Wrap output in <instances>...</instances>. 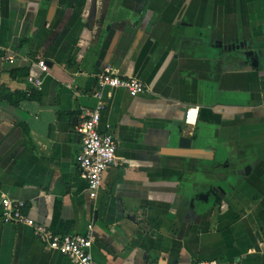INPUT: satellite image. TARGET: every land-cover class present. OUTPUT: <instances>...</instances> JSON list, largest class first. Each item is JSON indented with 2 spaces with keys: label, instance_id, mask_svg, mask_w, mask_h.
Listing matches in <instances>:
<instances>
[{
  "label": "crops",
  "instance_id": "obj_1",
  "mask_svg": "<svg viewBox=\"0 0 264 264\" xmlns=\"http://www.w3.org/2000/svg\"><path fill=\"white\" fill-rule=\"evenodd\" d=\"M107 66L146 89L106 90L117 163L91 198L77 125ZM5 196L91 230L99 264H264V0H0V264H75Z\"/></svg>",
  "mask_w": 264,
  "mask_h": 264
},
{
  "label": "built area",
  "instance_id": "obj_2",
  "mask_svg": "<svg viewBox=\"0 0 264 264\" xmlns=\"http://www.w3.org/2000/svg\"><path fill=\"white\" fill-rule=\"evenodd\" d=\"M42 70L48 65L44 59L39 60ZM37 85L41 83L36 80ZM123 87L133 95H139L146 89V84L134 75H121L113 66H107L97 78L95 95L98 102L95 107L87 109L82 114L77 129L81 135V146L77 153V163L82 170L87 183L89 195L95 198L100 190L105 170L117 163V141L115 136L99 128L102 111L105 107L106 90ZM199 108L186 109L185 119L194 123L198 117ZM2 218L15 224H27L33 227L39 240L49 248L67 255L75 264H99L91 252L93 234L91 230L82 234H61L53 231L44 223L38 222L25 212V202L5 196L2 201ZM91 228V227H90ZM194 264H227L218 259H200ZM239 264V263H230Z\"/></svg>",
  "mask_w": 264,
  "mask_h": 264
},
{
  "label": "trees",
  "instance_id": "obj_3",
  "mask_svg": "<svg viewBox=\"0 0 264 264\" xmlns=\"http://www.w3.org/2000/svg\"><path fill=\"white\" fill-rule=\"evenodd\" d=\"M15 72L16 71H13V74ZM12 95H14L16 97L15 102H18L19 100L24 99V98L29 96L26 92H15L13 94H9L8 96L11 97ZM31 95L34 96V92H32Z\"/></svg>",
  "mask_w": 264,
  "mask_h": 264
}]
</instances>
